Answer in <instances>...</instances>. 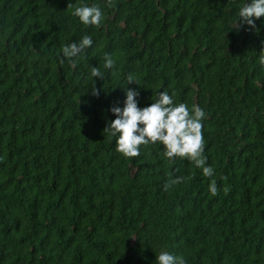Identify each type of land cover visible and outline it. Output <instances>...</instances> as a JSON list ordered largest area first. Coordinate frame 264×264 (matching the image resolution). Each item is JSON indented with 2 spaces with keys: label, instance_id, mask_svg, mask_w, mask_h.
Here are the masks:
<instances>
[{
  "label": "trees",
  "instance_id": "obj_1",
  "mask_svg": "<svg viewBox=\"0 0 264 264\" xmlns=\"http://www.w3.org/2000/svg\"><path fill=\"white\" fill-rule=\"evenodd\" d=\"M250 2L0 0V264H264V17L241 23ZM69 3L98 5L102 23ZM85 35L92 46L61 63ZM125 87L141 109L161 91L202 108L214 176L159 142L116 151L103 130Z\"/></svg>",
  "mask_w": 264,
  "mask_h": 264
},
{
  "label": "clouds",
  "instance_id": "obj_2",
  "mask_svg": "<svg viewBox=\"0 0 264 264\" xmlns=\"http://www.w3.org/2000/svg\"><path fill=\"white\" fill-rule=\"evenodd\" d=\"M109 6H112L111 0H109ZM73 7L71 3L67 5V8ZM72 14L86 26H99L103 19L102 9L98 5L74 7ZM261 17H264V0H251L239 9L241 23L248 25L250 29H256L255 19ZM92 44V38L85 35L79 42L63 46L60 62L69 60L75 63L76 58ZM114 65L115 60L106 53L104 68L112 69ZM91 76L100 80L105 78L104 72L99 67L91 68ZM126 81L125 86L132 83L139 85L138 80L132 74L127 76ZM91 94L98 96L99 90L93 86ZM157 95L156 101L141 109L137 106L138 92L125 87L124 107L122 109L116 106L111 107L110 111L116 118L103 130L117 137L116 151L128 158L138 157L141 145L159 142L165 149L164 155L170 161L176 157H186L197 168L202 169L205 177L214 176V168L206 166V158L203 156L205 142L202 121L206 115L205 111L194 105L190 112L186 104H174L173 96H170L167 91H161ZM185 179L182 176L175 177L165 183L164 190L167 191L173 185L184 182ZM209 191L213 196L218 193L214 180L209 185ZM156 262L157 264H186L183 256H176L169 252H161L156 257Z\"/></svg>",
  "mask_w": 264,
  "mask_h": 264
}]
</instances>
